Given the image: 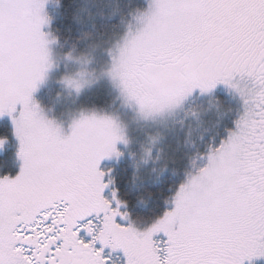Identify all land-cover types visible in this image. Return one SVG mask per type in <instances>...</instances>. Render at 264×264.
<instances>
[{
  "label": "snow or ice",
  "instance_id": "snow-or-ice-1",
  "mask_svg": "<svg viewBox=\"0 0 264 264\" xmlns=\"http://www.w3.org/2000/svg\"><path fill=\"white\" fill-rule=\"evenodd\" d=\"M50 23L36 0H0V117L11 119L22 161L0 177V264L264 261V0H157L127 38L123 56L135 57L149 108L171 110L218 85L243 101L199 169L156 186L164 211L145 231L129 219L135 188L119 129L82 119L64 137L32 98L52 67Z\"/></svg>",
  "mask_w": 264,
  "mask_h": 264
},
{
  "label": "trees",
  "instance_id": "trees-1",
  "mask_svg": "<svg viewBox=\"0 0 264 264\" xmlns=\"http://www.w3.org/2000/svg\"><path fill=\"white\" fill-rule=\"evenodd\" d=\"M44 1H46V5H43L44 14L50 21H55V23H50L48 29L55 37L56 51L63 56H69L67 54L71 56L87 55L91 60L89 77L94 79L99 69L102 78L100 84L92 80L91 82L95 84L86 87L81 92L82 96L79 97L71 96L72 90L62 83H58V86H54V83L47 85L33 93L39 106L47 112L49 119L63 123H68L70 117L86 112V110L105 115L118 110L122 105L120 96L123 95L118 88L116 91L119 94L114 92L108 83L109 72H114L113 65L109 66V61L112 59L115 61L116 50L114 49L118 46L124 48L128 38L127 33L132 29L133 21L148 9L150 0H83L75 12L69 8L61 10L60 5L63 0ZM68 3L71 5L72 0H68ZM116 17L118 20L113 22ZM93 65L99 66L93 69ZM55 68L49 69L48 75H52ZM85 75H88V70ZM86 76L78 73L72 77L82 86L86 82ZM240 84L243 85L242 89L250 87V82L246 80L239 81L238 86ZM221 89L223 87L217 86V89L209 95L212 99L211 102L215 104L214 108L207 111V115L212 119L203 120L204 124L197 122L200 123L198 129L190 126L189 120L180 135L169 137L175 140L174 142L166 141L161 145L163 151L161 154H164V157L160 163L153 162L152 158L146 160L145 152L147 150H144L141 145L139 148L127 145L125 146L127 150L121 148L122 155L119 160L123 162V166L130 173V183L135 188L132 198L127 199L131 223L142 228L154 223L164 211L163 206L158 210L155 208L157 197L160 194L156 186L167 185L168 188H171L174 186L172 184L174 177L181 174L187 176L199 169V164H202L201 154L218 138L226 120L242 112L243 108L234 99L236 97L227 89H224L221 94L219 92ZM192 99L194 98L192 97ZM212 103L209 104L212 106ZM73 104H76L75 107ZM137 104L134 103L136 106ZM220 114L221 116L218 117ZM0 136L7 138L4 148L0 149V177L5 175L15 177L21 168L18 158L19 141L13 135V126L8 116L0 117ZM143 146L146 149L153 145L143 141Z\"/></svg>",
  "mask_w": 264,
  "mask_h": 264
},
{
  "label": "rangeland",
  "instance_id": "rangeland-1",
  "mask_svg": "<svg viewBox=\"0 0 264 264\" xmlns=\"http://www.w3.org/2000/svg\"><path fill=\"white\" fill-rule=\"evenodd\" d=\"M36 3L42 5V7L43 5H46V1L44 0H36ZM156 3L157 0L149 1V5H155ZM148 12L149 7L144 13L136 17V21H133L134 23L132 22V29L127 33L128 37L142 28L141 17H144ZM44 31L46 33L50 32L48 27H46ZM47 39L51 42L49 44L52 64L51 68H55L56 66H59L60 68H55L52 72V75H48L47 72L46 79L43 83L38 85L37 92L40 91L43 87L52 83H54V86H58V83H62L65 86L69 87L70 90H72L71 96L75 95L79 97L82 96L81 92L85 90L86 87L95 84L96 82L100 84L102 73H100L99 69L94 79L89 77V75L91 74L89 72V64L91 63V60L88 59L87 55L71 56L70 54H67L69 56H63L56 51L55 37L50 34L47 36ZM122 47L118 46L116 49H114L116 50L114 56L115 61L114 59L109 61V66L113 65L114 72H109L110 78L108 83H110L114 92L116 91V88H118L121 92V95H123L122 97L119 95L122 105L119 106L118 110L113 111L109 115L86 110V112L75 114V117H70V121L68 123H63L51 118L49 119L47 116V112L43 111V108H41L40 106L39 107L44 112V117L47 120L54 122L55 125L59 127L60 134L64 137L71 135L73 123L82 119L99 120L107 124H114L119 129L120 134L123 137V141L126 142L117 145V151L120 152V156L122 155L121 148L122 150L126 149L125 146L127 145H130V147L138 148L141 145V147L144 148L143 141H146L149 145L153 146H148L146 147V149L144 148V150H147L145 152V159L148 160L149 158H152L153 162L160 163L162 158L164 157V154H161V152H163L161 145L165 144L166 141H175L170 139L169 137L173 135H180L186 127L185 125L188 124L189 120V123H191L190 126H194L198 129L200 127V123L204 124V121L208 118L210 120L212 119L211 116L207 115V111H210L212 108H214L215 106L213 107V105L215 104L211 102L212 99L209 97V95L216 89L201 96H195L193 100H191L192 96H189L179 107H175L171 110L149 108L147 104H144L146 103L145 97L142 93V90L137 86L138 72L135 63V57L132 55L123 56L124 48ZM98 66L99 65H93V69L97 68ZM86 70H88L87 76L85 75ZM78 73L86 76V82L84 85L82 84V86H80L77 83L76 79L72 77L77 75ZM92 80H95V83H92ZM68 81H72V84H69ZM242 86L243 85L240 84L239 88H241ZM220 87H223V85H220ZM116 93L119 94V92L117 91ZM232 94L234 95V97H236L234 98L236 102H238L239 105L243 108V101L239 97V95L234 92ZM205 96L208 97L205 98ZM32 98L37 104L39 103L36 98ZM136 102H138L139 104H137ZM134 103L137 104V106L134 105ZM209 103H212V106ZM75 105L76 104H73L74 107ZM221 114L218 117H220ZM176 125H178V127H176ZM155 151H157V153H155ZM120 156L118 157V159L120 158ZM107 159L111 160L112 158H106L103 163L106 162ZM20 162L22 167V161L20 160ZM200 167L201 164H199V168ZM133 225L139 231H145L151 226L150 225L148 227L142 228L138 227L135 224ZM254 264H264V261H257L254 262Z\"/></svg>",
  "mask_w": 264,
  "mask_h": 264
},
{
  "label": "bare ground",
  "instance_id": "bare-ground-1",
  "mask_svg": "<svg viewBox=\"0 0 264 264\" xmlns=\"http://www.w3.org/2000/svg\"><path fill=\"white\" fill-rule=\"evenodd\" d=\"M65 27V26H64ZM63 27V28H64ZM81 48V47H80ZM79 51V50H78ZM90 101V100H89ZM223 102V101H222ZM217 103V102H216ZM225 103V102H224ZM226 104V103H225ZM222 110V109H221ZM230 111V110H229ZM231 117V116H230ZM174 142V141H173ZM187 144V143H186ZM144 149V148H143ZM164 149V148H163ZM179 152V151H178ZM135 155V154H134ZM160 166H161V164H160ZM184 172V171H183ZM152 176V175H151Z\"/></svg>",
  "mask_w": 264,
  "mask_h": 264
}]
</instances>
